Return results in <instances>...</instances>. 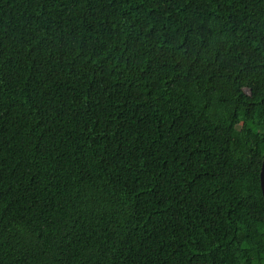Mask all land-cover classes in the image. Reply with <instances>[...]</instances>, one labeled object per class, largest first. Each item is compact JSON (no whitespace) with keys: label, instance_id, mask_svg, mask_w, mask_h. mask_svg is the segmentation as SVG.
Instances as JSON below:
<instances>
[{"label":"trees","instance_id":"1","mask_svg":"<svg viewBox=\"0 0 264 264\" xmlns=\"http://www.w3.org/2000/svg\"><path fill=\"white\" fill-rule=\"evenodd\" d=\"M264 0H0V264H264Z\"/></svg>","mask_w":264,"mask_h":264},{"label":"water","instance_id":"2","mask_svg":"<svg viewBox=\"0 0 264 264\" xmlns=\"http://www.w3.org/2000/svg\"><path fill=\"white\" fill-rule=\"evenodd\" d=\"M261 175H262V189H263V194H264V164H263Z\"/></svg>","mask_w":264,"mask_h":264}]
</instances>
